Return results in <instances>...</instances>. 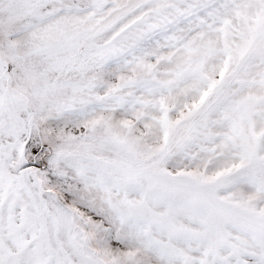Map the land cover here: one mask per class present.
<instances>
[{
    "label": "snow or ice",
    "instance_id": "snow-or-ice-1",
    "mask_svg": "<svg viewBox=\"0 0 264 264\" xmlns=\"http://www.w3.org/2000/svg\"><path fill=\"white\" fill-rule=\"evenodd\" d=\"M0 264H264V0H0Z\"/></svg>",
    "mask_w": 264,
    "mask_h": 264
}]
</instances>
